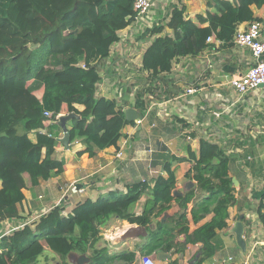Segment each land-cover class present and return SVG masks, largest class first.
Segmentation results:
<instances>
[{
    "label": "trees",
    "instance_id": "16d2710c",
    "mask_svg": "<svg viewBox=\"0 0 264 264\" xmlns=\"http://www.w3.org/2000/svg\"><path fill=\"white\" fill-rule=\"evenodd\" d=\"M133 2L0 0V220L19 217L28 181L36 187L65 172V160L56 158V149L62 143L53 132H64L58 124L60 115L78 116L67 126L70 144L86 145L80 156L88 153L95 157L100 151L117 147L123 129L135 124L126 118V102L119 105L116 99L97 96L101 74L94 64L109 57L112 45L119 41L118 32L133 22ZM207 6L205 14L192 18H187L184 4L174 7L167 23L172 36L161 35L164 26L153 30L160 35L144 53L142 64V70L148 72L149 86L137 92L134 104L140 119L147 113L144 94L156 93L154 81L170 73L175 61L207 50L209 37L234 44L241 24L263 21L251 7L264 8V0H209ZM45 128V133L40 132ZM33 132L35 140L30 136ZM168 159L171 162L164 165L168 176H159L152 188L138 183L114 199H88L69 216H64L63 207L57 205L42 215L33 229L23 224L13 230L3 239L0 264H38L44 246L64 260L72 252L90 251L89 264H113L126 255H111L107 248L95 246L101 239L100 228L112 217L150 228L143 248L147 254L183 252L188 244L201 243L202 253L196 264H203L214 256L217 231L228 226L229 208L235 203L230 157L219 144L202 139L198 154L189 149L188 156L169 155ZM183 162L192 163L185 177L196 185L175 196L177 177L172 165ZM145 193L153 197L151 207L137 216L132 209ZM173 201L180 211L170 219L157 221L152 228L154 219L169 211ZM189 212L194 222L211 213L213 217L191 231ZM177 234L184 235L185 242L175 243ZM133 259L130 254L127 260Z\"/></svg>",
    "mask_w": 264,
    "mask_h": 264
},
{
    "label": "crops",
    "instance_id": "0c3cea01",
    "mask_svg": "<svg viewBox=\"0 0 264 264\" xmlns=\"http://www.w3.org/2000/svg\"><path fill=\"white\" fill-rule=\"evenodd\" d=\"M208 1L152 0L149 17L144 21H137L134 17L127 28L118 32L119 41L112 45L109 57L96 61L101 74L97 96L116 99L119 105L126 102L124 111L133 108L139 115L138 109L134 107L136 95L133 92L149 86L146 84L148 72L142 70V64L144 53L160 35L153 34V30L164 26L161 35L172 36L173 32L167 28V23L174 7L184 4L187 18H192L207 12ZM251 8L256 17L264 21V8ZM248 23L241 24L238 29L246 28ZM217 42L209 43L210 47L197 56L179 58L170 73L162 74V80L154 81V87L158 86L156 93L146 92L143 97L147 113L142 117V124L134 120V125L125 127L117 147L107 148L97 156L89 157L87 154L78 156L77 152L85 149L82 143L70 144L69 148L64 144L58 146L57 156L59 160H65V172L42 181L36 187L28 181V188L24 190L25 199L19 205V217L0 220V252L4 237L11 234L4 235L7 228L16 230L23 224H30L33 229L40 217L57 205L63 207L64 216H69L80 203L88 199H114L127 194L138 183H146L152 188L159 176H168L164 165L171 162L169 155L188 156L189 149L198 154L200 141L205 139L222 146L230 157L229 174L235 188V203L229 208L228 226L217 231L214 256L203 264H264V87L243 97L234 94L228 85L229 80L244 73L253 58L248 49ZM130 60L136 67L130 66ZM121 61H126L124 65L129 73L135 70L140 73L139 77L134 75L122 79L134 83V90L129 96L127 87L120 86L123 75L117 73V77H112L110 74L113 69L120 70V63L123 65ZM207 84L219 88L217 94L210 97L206 95ZM189 90L192 92L189 93ZM160 91L165 96L158 95ZM156 95L160 99L151 101ZM76 107L83 109L81 105ZM46 130L40 132L45 133ZM53 132L60 139L65 133L57 129H53ZM35 135L36 132L30 134L33 140ZM191 168V162L172 165L177 177V191L182 194L188 191L189 181H193V187L196 185L194 180L185 177ZM152 199V195L143 194L132 212L137 216L142 215L150 209ZM193 205L194 201L189 203V210ZM179 211V205L173 201L171 209L154 219L151 227L154 228L159 220L172 218ZM188 216L190 230L194 231L210 222L213 214L206 215L198 222L193 221L190 212ZM239 221L244 224L245 250L240 247L232 231ZM133 226L138 225L112 217L100 228L101 239L95 246L107 248L111 255H126V258L117 259L113 264H143L144 256H151L158 264H196L201 257V243L188 244L183 252H164L168 257L160 258L158 255L161 251L147 254L143 248L150 228L146 227V237L125 241L119 239ZM174 241L183 243L185 236L177 234ZM90 254L89 251L87 255L91 257ZM130 254L134 255L132 261L127 260ZM72 257L70 253L64 260L51 248L44 246L37 263L75 264ZM230 257L232 261H229Z\"/></svg>",
    "mask_w": 264,
    "mask_h": 264
},
{
    "label": "built area",
    "instance_id": "2783aa9c",
    "mask_svg": "<svg viewBox=\"0 0 264 264\" xmlns=\"http://www.w3.org/2000/svg\"><path fill=\"white\" fill-rule=\"evenodd\" d=\"M133 4L137 21H144L149 17L153 6L152 0H134ZM216 41L221 44L219 40H215L213 37H209L207 40L208 43H215ZM233 43L239 48L248 49L253 58V62L244 73L232 77L228 82L235 94L243 97L264 85V21H251L246 28L237 29ZM97 63L94 62V64ZM80 66L85 68L86 64L81 63ZM191 92L192 90H189V93ZM45 115L51 117L50 112H45ZM136 123L142 124V119L136 120ZM120 155L121 153L118 156ZM262 215L264 217V208L262 209ZM13 230L15 229L7 228L4 235L10 234ZM232 260L233 258L230 257L229 261ZM142 263L158 264L151 256H144Z\"/></svg>",
    "mask_w": 264,
    "mask_h": 264
},
{
    "label": "water",
    "instance_id": "95a60500",
    "mask_svg": "<svg viewBox=\"0 0 264 264\" xmlns=\"http://www.w3.org/2000/svg\"><path fill=\"white\" fill-rule=\"evenodd\" d=\"M262 87H264V85ZM125 114H126V118L129 121H134V120L139 119V115L133 108L127 109L125 111ZM77 117L78 116L75 113H71L67 115L66 114L60 115L58 118V124L62 127V129L65 132L64 136L60 139V141L62 144H64L68 148L70 145V133L68 131L67 122L71 118H77ZM193 186H194L193 181H189V183L187 184V189H191ZM174 195L175 196L182 195V192H179L176 190L174 192ZM232 231L236 234V239L240 247H242V249L245 250V240L243 238L244 231H245L244 224L241 221L237 222V224L235 225ZM139 236H145V237L147 236L146 227L139 226V225L133 226L130 229H127L119 239L121 241H125L127 239L137 238ZM71 254H73L72 262H74L75 260V264H89L91 262V257H89L87 254H78L76 252H72ZM158 256L160 258H163V257H168V254L161 251Z\"/></svg>",
    "mask_w": 264,
    "mask_h": 264
},
{
    "label": "rangeland",
    "instance_id": "374dc122",
    "mask_svg": "<svg viewBox=\"0 0 264 264\" xmlns=\"http://www.w3.org/2000/svg\"><path fill=\"white\" fill-rule=\"evenodd\" d=\"M122 63H123V65L120 63V65L122 66L121 68H120V70L119 71H117V70H115V69H113V70H111V72H110V74H111V76L112 77H117V73H120L121 74V76L123 75V77L121 78V80H120V82H121V84H120V86H122V85H125L126 87H127V90H126V93H127V95L129 96V94L130 93H132L133 92V90H134V87H133V85H134V83L133 82H131V81H123L122 79H127V77H134V75L135 76H137V77H139V75H140V73H138L136 70L135 71H132L131 73H129V69L128 68H126L125 67V62L126 61H121ZM129 63H130V66L131 67H134L135 66V63L133 62V61H129ZM242 64H243V67H244V62H242ZM136 67V66H135ZM105 71V68H103V72ZM107 74V72L106 73H104V75H106ZM115 81V80H114ZM119 85V84H118ZM219 89V88H218ZM217 88H214V87H212L210 84H207L206 85V90H205V94L206 95H209V97L210 96H213V95H215V94H217V91H219ZM130 91V92H129ZM135 92H133L134 93V96L137 94V92L138 91H144V89L143 90H134ZM172 91L174 92V89H172ZM233 93L235 94V92L233 91ZM159 94H161V96H165V94L164 93H161V91L160 92H158V95ZM160 99V97L159 96H155L154 97V100H151V101H156V100H159ZM144 102H145V100H144ZM142 119V118H141ZM140 118L138 119V120H141ZM158 123V122H157ZM65 134V133H64ZM84 147H85V149H86V145H84ZM84 149V150H85ZM84 150H82V151H84ZM79 152H81V151H79ZM79 152H77V154L79 153ZM84 154H87L88 156H89V154L88 153H84ZM78 156H80L79 154H78ZM82 156V155H81ZM90 157V156H89ZM56 158L57 159H59L58 158V156L56 155ZM103 238V237H102ZM111 241V240H110Z\"/></svg>",
    "mask_w": 264,
    "mask_h": 264
},
{
    "label": "clouds",
    "instance_id": "9594fccd",
    "mask_svg": "<svg viewBox=\"0 0 264 264\" xmlns=\"http://www.w3.org/2000/svg\"><path fill=\"white\" fill-rule=\"evenodd\" d=\"M138 120V119H137Z\"/></svg>",
    "mask_w": 264,
    "mask_h": 264
}]
</instances>
